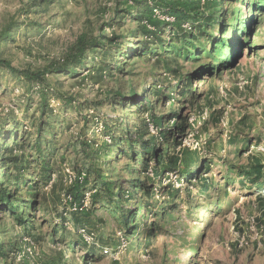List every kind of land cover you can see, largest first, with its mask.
Segmentation results:
<instances>
[{
    "label": "rangeland",
    "instance_id": "obj_1",
    "mask_svg": "<svg viewBox=\"0 0 264 264\" xmlns=\"http://www.w3.org/2000/svg\"><path fill=\"white\" fill-rule=\"evenodd\" d=\"M174 1L47 0L43 12L30 13L29 0H0V34L13 26L0 40V59L16 71L0 67V149L23 147L24 176L37 194L29 235L15 221L14 228L3 224L11 215L0 205V242L20 246L14 254L7 247L0 264H264V0H221L218 20L228 31L217 33L214 25L212 46L207 36L194 46L177 44ZM143 4L162 21V42L132 50L140 36L131 37L136 24L123 20L124 11ZM192 23L191 16L181 29ZM83 35L123 42L112 52L121 67L125 62L123 73L99 77V48L86 51L84 66L50 73ZM24 72L45 75L30 80ZM145 101L162 127L148 119ZM149 135L156 137V156L145 158L140 145ZM37 145L49 168L42 179ZM184 148L196 151L200 163L191 174L180 172L182 165L168 170L167 158ZM106 181L116 183L125 220L109 204ZM16 195L25 198L20 186Z\"/></svg>",
    "mask_w": 264,
    "mask_h": 264
},
{
    "label": "trees",
    "instance_id": "obj_2",
    "mask_svg": "<svg viewBox=\"0 0 264 264\" xmlns=\"http://www.w3.org/2000/svg\"><path fill=\"white\" fill-rule=\"evenodd\" d=\"M53 1V0H49ZM136 3H139V1H135ZM220 3L221 0H205L202 4L200 1L196 0H176L171 3L170 5V11L169 14H172L174 16V24L177 25L178 29L181 30V35L180 38L179 34H176V37L178 38L176 41L177 44L180 46H184L185 42L187 44H190L191 46H194L195 44L193 42L197 41L200 37L207 36L210 39V46L213 45V38L215 33L212 32V27L219 26L220 28L217 30V33L223 32L225 33L228 31V27L226 25V21H223L221 24L219 22V17L221 18V10H220ZM47 4V0H29L28 3V10L30 13H33V8H35L36 13H41L43 12V7ZM133 10H137L136 15H132L131 13ZM125 15L123 17V20H126L127 17H131L135 24L136 28L133 31H130V34L132 35L131 37L134 38L135 35H139L140 39H137L136 44L133 46L132 50L138 49H146L150 45L157 44V40H160L159 37L157 36V31H158V25L162 23V21L153 18L152 14V9L149 5L143 4L139 5L137 7H131V9H127L124 11ZM194 17V19L197 21V25L193 28V23L192 27L189 29V31H184L181 28V21H186L190 17ZM120 17V16H119ZM121 18V17H120ZM127 23L126 21H122V24ZM148 26L154 27V30H151ZM223 28L221 29V27ZM13 26H9L6 30H4L3 33L0 34V40H4L5 38L8 37V31L9 29ZM7 33V34H6ZM212 37V39L210 38ZM101 38H103L104 41H101ZM117 37H112L108 38L105 36H101L100 38H93L89 39L86 36H80L78 37L76 43L74 46L70 49L69 54L63 61L62 67L52 69V71H49L50 73L53 72H61L64 70L69 69L70 65H72V69L75 70L79 67H82L85 65V53L89 49L91 50H96V48H99V51H97V54H100V56L103 58L102 62L100 63L101 66L98 67L97 71L100 73V78H102L103 75L101 73L103 72H108L111 73L113 71H118L120 73H123L122 67L125 66V62H122V67L119 65V57L116 54H113L112 52L116 51V46L120 45L123 46V42L117 43ZM162 42V41H161ZM160 42V43H161ZM221 40H218L214 43L216 44H221ZM117 44V45H116ZM162 44V43H161ZM170 45V44H169ZM113 47V51H109L108 47ZM125 46V43H124ZM210 46L207 48V51L210 50ZM119 51H122L120 49ZM109 53L111 55H109ZM137 54V53H136ZM109 56V61L107 62L105 56ZM138 55V54H137ZM136 55V56H137ZM187 55V52L185 53L183 51L182 57H185ZM94 59V56L93 58ZM118 64V65H116ZM0 67H6L9 71L14 72L15 69L5 60L0 59ZM170 72H172L175 75H178L177 71H173L170 68H168ZM16 72V71H15ZM24 75L26 78L32 80H40V78H43L45 75V72L42 74H36V73H26L24 72ZM188 90V89H187ZM160 91H156L153 93H159ZM117 95H121L120 91H117ZM157 95V94H156ZM182 97L184 96V91L181 92ZM146 108L144 111H149V120L152 122V124L156 127H162V119L161 117H157L154 114L151 113V106L148 105V101H145ZM172 116H177L176 113L170 112ZM174 124V123H173ZM146 122L142 120L141 127L139 128L140 133H147V126ZM181 125H178L176 123L175 127H178ZM166 132H160L159 137L161 138L162 136H165ZM140 135V134H139ZM155 141L156 137L155 136H150L148 139L143 141V143L140 145L142 148V153L141 155L145 158L148 155H152L153 157L156 156V151H155ZM17 143H14L13 146L6 144L2 149H0V168H4L5 172L0 175V205L1 206H6L7 211L11 215V217L8 219L6 218H1V221L3 224H9L13 227V222L15 221L17 226L21 228L22 232L29 235L31 230H32V221H29V212L33 210L36 204V198L37 194L35 191V185L32 181V179L27 182V177L24 176V173L28 170V164L27 163V158L25 155V152L23 150V147L20 145H16ZM31 149H33L32 145L30 146ZM37 160L36 163L39 162L41 169H43V177H46V174L49 172V168L47 167L45 161V150L42 145H37ZM128 152H132V149L128 150ZM109 155V154H107ZM124 156V155H122ZM119 160V159H118ZM156 161L159 164V157L156 159ZM118 161L115 160V163ZM199 157L197 155L196 151H191L188 148H184L181 150L180 156L176 157H168L167 158V163H166V168L168 170H175L179 168L180 165L183 166L184 170L180 172H185V174H191L193 170L190 168L191 165L196 166L199 164ZM129 166V165H128ZM201 167V166H200ZM198 169V178H201V169ZM204 170H207L208 167L204 166ZM13 171L15 174H13ZM203 171V169H202ZM254 172L257 174L260 173V167L256 165ZM135 173H138V170H135ZM156 176L159 175V173H155ZM84 180H86L84 178ZM3 182L6 184L5 187L2 188ZM130 182L131 188L133 187L131 180H128ZM9 186H12V188L7 189ZM20 186L21 192L25 193V198L22 197V195H16V188ZM137 188H141V183L139 180H136V185ZM209 184L206 182V180L203 181V191H207L209 188ZM144 189V192L146 194L148 193V188L146 186H142ZM104 189L107 192V199L109 201V204L114 206V209L119 212L120 216L122 217L123 220L126 219V213L128 212L125 210L121 202L123 199L118 198L117 192H116V183L115 181H106L104 182ZM26 196L30 197V199L26 198ZM109 205V206H111ZM14 228V227H13ZM15 230V229H14ZM10 240L8 242H0V256L4 253L5 249L7 247H11V254L19 252L20 246L18 241H14L11 244H9ZM9 244V245H8Z\"/></svg>",
    "mask_w": 264,
    "mask_h": 264
},
{
    "label": "built area",
    "instance_id": "obj_3",
    "mask_svg": "<svg viewBox=\"0 0 264 264\" xmlns=\"http://www.w3.org/2000/svg\"><path fill=\"white\" fill-rule=\"evenodd\" d=\"M81 180L84 179L83 175L81 177H79ZM70 200V199H69ZM86 205V204H85ZM71 210L75 211L77 209H80L81 208H78L76 204H71V207H70ZM81 235L82 237L84 238V240H86L87 242L91 241V237L90 235L86 234L85 231H81ZM109 250L107 248H103V253L104 254H108Z\"/></svg>",
    "mask_w": 264,
    "mask_h": 264
}]
</instances>
